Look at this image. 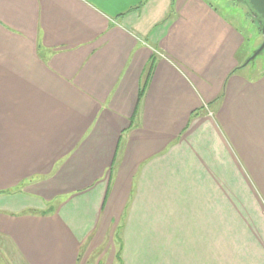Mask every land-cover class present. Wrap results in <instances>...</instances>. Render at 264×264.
I'll return each instance as SVG.
<instances>
[{
    "label": "crops",
    "instance_id": "obj_1",
    "mask_svg": "<svg viewBox=\"0 0 264 264\" xmlns=\"http://www.w3.org/2000/svg\"><path fill=\"white\" fill-rule=\"evenodd\" d=\"M247 58L207 0H0L4 260L264 264Z\"/></svg>",
    "mask_w": 264,
    "mask_h": 264
},
{
    "label": "rangeland",
    "instance_id": "obj_2",
    "mask_svg": "<svg viewBox=\"0 0 264 264\" xmlns=\"http://www.w3.org/2000/svg\"><path fill=\"white\" fill-rule=\"evenodd\" d=\"M207 1L243 33L246 38V53L248 58H250L264 41V26L262 20L253 12L247 0ZM243 68L240 69L243 70V73H251L252 75L259 73L264 68V50ZM2 240L4 239L0 237V252H2V249L9 250V246L2 247V243H5ZM0 264H8L1 253Z\"/></svg>",
    "mask_w": 264,
    "mask_h": 264
},
{
    "label": "water",
    "instance_id": "obj_3",
    "mask_svg": "<svg viewBox=\"0 0 264 264\" xmlns=\"http://www.w3.org/2000/svg\"><path fill=\"white\" fill-rule=\"evenodd\" d=\"M247 2L251 7V9L253 10V12L262 20L264 26V0H247ZM263 50H264V41L261 44V46L252 54V56L245 62V64H248Z\"/></svg>",
    "mask_w": 264,
    "mask_h": 264
},
{
    "label": "trees",
    "instance_id": "obj_4",
    "mask_svg": "<svg viewBox=\"0 0 264 264\" xmlns=\"http://www.w3.org/2000/svg\"><path fill=\"white\" fill-rule=\"evenodd\" d=\"M151 69H152V66L150 65V66L148 67L147 76H149V74L151 73ZM147 78H148V77H147ZM141 94H142V90H141V92H140V96H141ZM192 116L194 117L195 114H193ZM118 240H119V238H117V241H118ZM116 261H117L118 264H120V253H119V250H118L117 253H116Z\"/></svg>",
    "mask_w": 264,
    "mask_h": 264
},
{
    "label": "built area",
    "instance_id": "obj_5",
    "mask_svg": "<svg viewBox=\"0 0 264 264\" xmlns=\"http://www.w3.org/2000/svg\"><path fill=\"white\" fill-rule=\"evenodd\" d=\"M208 115H211V113H210V112H208Z\"/></svg>",
    "mask_w": 264,
    "mask_h": 264
}]
</instances>
